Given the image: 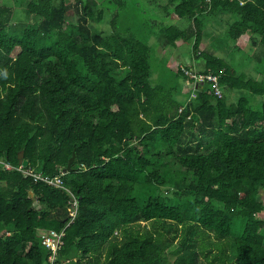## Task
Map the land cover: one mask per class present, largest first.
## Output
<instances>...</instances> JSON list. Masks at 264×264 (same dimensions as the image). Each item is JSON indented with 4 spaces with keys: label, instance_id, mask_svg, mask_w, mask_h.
<instances>
[{
    "label": "trees",
    "instance_id": "trees-1",
    "mask_svg": "<svg viewBox=\"0 0 264 264\" xmlns=\"http://www.w3.org/2000/svg\"><path fill=\"white\" fill-rule=\"evenodd\" d=\"M128 1L0 2V264H50L42 235L63 228L61 264H264V58L255 78L199 51L221 96L203 82L180 99L149 83V44L118 30ZM165 7L152 31L164 47L196 52L215 16L264 56V0ZM20 150L43 176L74 151L65 187L17 169Z\"/></svg>",
    "mask_w": 264,
    "mask_h": 264
},
{
    "label": "rangeland",
    "instance_id": "rangeland-1",
    "mask_svg": "<svg viewBox=\"0 0 264 264\" xmlns=\"http://www.w3.org/2000/svg\"><path fill=\"white\" fill-rule=\"evenodd\" d=\"M165 1L129 0L130 6L120 12L117 21L118 30L131 31L139 39L149 44V63L151 67L149 83L152 85L160 84L171 90L175 89L176 93L178 92V97L180 99L184 98L185 90L193 83L186 80L181 74H177L176 69L186 64L189 65V69L192 72H196L197 68L204 64V57L196 56L199 55V51L212 53L224 59L231 71L237 75L242 72L245 76L261 78L262 75L254 66L258 67L261 62L256 57L264 58L261 54L262 46L260 44H257L256 47L252 46L247 33L239 36L235 42L228 38L224 32V18L219 20L213 16L210 18L209 23H205L204 35L196 52L190 51L191 40L186 42L177 40L175 46H162L156 38V34H152V31L160 28L161 24L159 21L168 11L165 7ZM76 18L77 13L71 7L66 16V23L74 22ZM13 21L19 23L25 21L24 13L20 9L16 10ZM263 67L264 65L260 64L259 69ZM194 83L198 85L195 81ZM261 197L264 199V195H261ZM258 215L264 217V211Z\"/></svg>",
    "mask_w": 264,
    "mask_h": 264
},
{
    "label": "built area",
    "instance_id": "built-area-1",
    "mask_svg": "<svg viewBox=\"0 0 264 264\" xmlns=\"http://www.w3.org/2000/svg\"><path fill=\"white\" fill-rule=\"evenodd\" d=\"M182 70L190 77L192 78V83L195 85L194 81L196 84H202L203 82H208L210 84L208 92L213 93L214 95L221 96V88L218 82V77L216 74L213 73H203V72H192L190 69L182 66ZM191 96L195 97L196 92H192ZM5 166L7 168L13 167L10 163L6 162ZM17 169L23 171L25 175L29 174L34 177V179H39L47 182L49 185L55 186V187H65L63 185V179L62 175L64 174L63 171H61L59 174H56L54 176H43L40 173H37L33 171L28 166H23L21 163H19ZM72 207L69 211V216L70 219L68 223L74 218L75 213H76V204L77 201L73 197V202H72ZM67 223V224H68ZM63 236H64V228L61 230H54L50 229L47 232H44L42 235V243L50 250V255H49V260L50 264H61L58 262H55V257L58 249L61 247L63 243Z\"/></svg>",
    "mask_w": 264,
    "mask_h": 264
},
{
    "label": "water",
    "instance_id": "water-1",
    "mask_svg": "<svg viewBox=\"0 0 264 264\" xmlns=\"http://www.w3.org/2000/svg\"><path fill=\"white\" fill-rule=\"evenodd\" d=\"M74 158H75V153H74V151H73L72 154H71V156L69 157V159H68V161H67L66 166L62 169V171H63L64 173H66V172H68V171L71 170V164H72V162L74 161ZM18 159H19V163H21L23 166H27L28 161H27V159H25V158L23 157V150H20V151L18 152Z\"/></svg>",
    "mask_w": 264,
    "mask_h": 264
},
{
    "label": "bare ground",
    "instance_id": "bare-ground-1",
    "mask_svg": "<svg viewBox=\"0 0 264 264\" xmlns=\"http://www.w3.org/2000/svg\"><path fill=\"white\" fill-rule=\"evenodd\" d=\"M206 13V12H205ZM211 13V12H210ZM209 14V13H208ZM210 15V14H209ZM213 16V15H212ZM207 17V16H206ZM185 18V17H184ZM204 18V17H203ZM204 35V34H203ZM207 73V72H206Z\"/></svg>",
    "mask_w": 264,
    "mask_h": 264
}]
</instances>
